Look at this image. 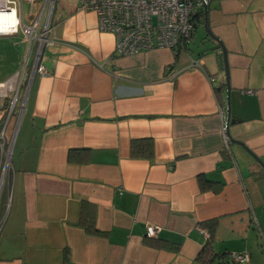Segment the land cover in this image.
Returning <instances> with one entry per match:
<instances>
[{
    "label": "crops",
    "instance_id": "obj_1",
    "mask_svg": "<svg viewBox=\"0 0 264 264\" xmlns=\"http://www.w3.org/2000/svg\"><path fill=\"white\" fill-rule=\"evenodd\" d=\"M17 1L18 13L0 10V36L18 35L3 32L35 15L38 0ZM207 6L177 54L120 57L114 36L78 0L53 4L38 60L46 73L32 71L31 43L24 112L0 189V264H200L208 238L200 224L209 220L216 252L248 256L232 264H264V168L254 159L264 164V0ZM45 8L46 0L40 15ZM205 25L226 52L228 148L221 46ZM134 140H151L152 155L132 157ZM202 178L220 189L201 191ZM83 204L104 236L79 225ZM148 225L160 228L157 237L145 236Z\"/></svg>",
    "mask_w": 264,
    "mask_h": 264
},
{
    "label": "built area",
    "instance_id": "obj_2",
    "mask_svg": "<svg viewBox=\"0 0 264 264\" xmlns=\"http://www.w3.org/2000/svg\"><path fill=\"white\" fill-rule=\"evenodd\" d=\"M0 3L7 10L16 11L17 0H0ZM208 3L209 0H78V8L95 14L98 30L114 36V54L124 57L156 49H167L177 54L179 48L190 42L196 17ZM18 26L11 35L17 33ZM38 30V25L24 28V33L31 39L24 63L14 75L0 82V188L11 167L14 139L24 112L28 91L25 76L34 51L32 40H38V51L32 58V71L41 75L46 73L38 60L42 46L50 44V29L45 28L41 34H38ZM190 65L199 67L193 59H190ZM12 119H15V123L11 136H8ZM222 136L224 148H228L230 140L225 121ZM3 221L0 219V226ZM159 232L158 226L148 225L145 236L155 238ZM200 232L208 236L205 230ZM230 260L244 262L248 256L232 254Z\"/></svg>",
    "mask_w": 264,
    "mask_h": 264
},
{
    "label": "rangeland",
    "instance_id": "obj_3",
    "mask_svg": "<svg viewBox=\"0 0 264 264\" xmlns=\"http://www.w3.org/2000/svg\"><path fill=\"white\" fill-rule=\"evenodd\" d=\"M44 2L45 0H38L36 2L35 4L36 6L34 9L35 15L30 17V23L26 25L27 27L38 25L39 27L38 34L43 33L45 28L50 27L52 7L55 2H58V0H46L45 11L43 12V14L40 15L39 10L41 6L44 4ZM17 6H18V1H17ZM17 13H18V10H17ZM29 14H30V6L29 4L24 3L23 4V21L25 22V24L28 23L27 18ZM18 19H19V23H18L19 26L17 30L18 35L0 36V82L7 80L9 77L14 75L22 67V64L24 63V60L26 58L27 47H28L27 44L23 42V36H25L31 41L29 36L24 33V28L26 26L22 24L19 16H18ZM33 42L34 40H32L31 43ZM36 42L38 43V40H36ZM5 181H6V178L4 179L3 185L1 186L0 189L4 188Z\"/></svg>",
    "mask_w": 264,
    "mask_h": 264
},
{
    "label": "trees",
    "instance_id": "obj_4",
    "mask_svg": "<svg viewBox=\"0 0 264 264\" xmlns=\"http://www.w3.org/2000/svg\"><path fill=\"white\" fill-rule=\"evenodd\" d=\"M204 12L201 11L200 14L196 17V23L199 20H203ZM201 18V19H200ZM196 25L194 24V30ZM152 142L151 140H134L131 142V155L134 158L150 157L152 155ZM71 153V152H70ZM69 153V158H70ZM199 186L201 191H213L217 192L220 189L221 184H213L206 180L199 179ZM4 192L2 190L0 194V201L3 198ZM1 219V216H0ZM79 225L84 228L86 233L93 236H104L99 232L95 227V220L93 216V211H86L85 205H82ZM200 226L208 233V238L205 244L200 249L199 253L196 256V261L200 264H232L233 261L230 260V256L227 253H218L214 249L212 242V235L216 230L217 222L216 220H209L200 224ZM152 239V238H150ZM176 250V248H173Z\"/></svg>",
    "mask_w": 264,
    "mask_h": 264
},
{
    "label": "water",
    "instance_id": "obj_5",
    "mask_svg": "<svg viewBox=\"0 0 264 264\" xmlns=\"http://www.w3.org/2000/svg\"><path fill=\"white\" fill-rule=\"evenodd\" d=\"M207 8L208 6H205L203 8V12L206 15L207 13ZM204 31L205 33L208 35V37L213 40L216 41L219 45L220 42L217 40V38H215L211 32L207 29L206 25L204 26ZM221 47V53L218 55V60H219V67L221 70H224L225 72V78H226V119H225V123H226V128H228L229 124L233 123V120H230V106H229V85H228V75H227V65H226V52L224 50V48L222 47V45H220ZM255 161L262 167L264 168V164H262V162H260L257 158H254Z\"/></svg>",
    "mask_w": 264,
    "mask_h": 264
},
{
    "label": "bare ground",
    "instance_id": "obj_6",
    "mask_svg": "<svg viewBox=\"0 0 264 264\" xmlns=\"http://www.w3.org/2000/svg\"><path fill=\"white\" fill-rule=\"evenodd\" d=\"M0 4H1V3H0ZM0 10H2V11H6V12H7V11H8V12L10 11V10H7V9L5 8L4 4H1V5H0ZM12 10H13V9H12ZM12 10H11V11H12ZM15 29H16V28H13V29H11V30L8 31V32H3V34H9V35H11V33L15 31Z\"/></svg>",
    "mask_w": 264,
    "mask_h": 264
}]
</instances>
